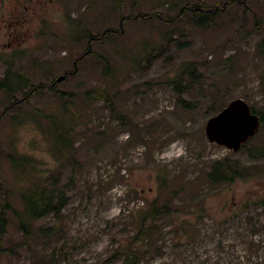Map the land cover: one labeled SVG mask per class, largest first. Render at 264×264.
<instances>
[{"label":"rangeland","instance_id":"374dc122","mask_svg":"<svg viewBox=\"0 0 264 264\" xmlns=\"http://www.w3.org/2000/svg\"><path fill=\"white\" fill-rule=\"evenodd\" d=\"M240 1L0 0L1 184L20 209L6 156H25L68 198L0 264H264V0ZM187 3L216 9L201 25ZM28 84L42 88L22 102ZM99 87L111 108L84 99ZM237 98L263 123L233 153L204 127ZM225 157L250 179L209 182ZM2 242H23L11 216Z\"/></svg>","mask_w":264,"mask_h":264},{"label":"trees","instance_id":"16d2710c","mask_svg":"<svg viewBox=\"0 0 264 264\" xmlns=\"http://www.w3.org/2000/svg\"><path fill=\"white\" fill-rule=\"evenodd\" d=\"M230 2L241 1L230 0ZM214 9L216 8L203 7L200 3H187L179 9V17L186 13H192L196 16L194 17L193 21H196L198 24L202 25L207 15H213L212 12ZM162 20H165V18H162ZM110 33L111 31H106V34ZM106 34L104 33L103 36ZM87 53H89V51H87L86 54ZM7 80L8 74L6 78L2 82H0V89L5 91L9 90L8 85L10 84ZM28 85L29 89L22 95V102H26L28 100V97L33 96L37 93L39 89L42 88L41 85ZM52 86L53 84L50 87ZM50 90L55 92L61 98L62 96H64L62 92L53 90V88H51ZM83 97L87 102H103L107 106H109V108H111L110 96L104 88L99 87L92 90H88L83 94ZM16 104L17 102L14 101V104H12L11 106H16ZM219 107L218 112L224 106L220 105ZM48 119L50 120V124L53 127V134L55 136L56 141L59 145L62 144L64 139H66V136H68L70 128H68L67 125L64 128V119L61 120L62 123L54 117ZM259 119L260 124H262V117H259ZM246 144L247 142L242 145L241 148H244ZM0 154L2 155V153ZM6 158L9 160L13 169H16L19 172L21 178V184L18 189L20 209H16L11 206L10 193L3 188L0 181V194L2 196V203L0 207V256H11L17 254L18 250L22 248L24 244H26V240L32 237L33 223L48 215L58 216L61 211L66 207V204L68 202V198L62 189H55L53 187H46L44 185V180H42L43 176L39 172L34 170L36 169V167L33 163H31L30 158L25 156L16 157L11 154L9 156H6ZM246 169L247 168L241 167L238 164H235L234 162L230 161L229 157H225L222 160L212 162L210 171L207 175V179L214 185H232L236 182L247 181L250 179L251 176L249 172L246 171ZM155 209V204H152L151 210L148 215L149 217L146 218L147 221L154 219L155 216L158 214L155 213L157 212ZM10 216L14 219L17 229L21 232L23 236V242L13 243L8 246H4L2 239L6 234ZM146 223V220H143L136 233L137 238H141L140 242H144L146 239L148 240L151 236V233H153L152 228L147 227ZM132 249L133 248L131 247L126 252V254H124V256L134 257L137 253V250Z\"/></svg>","mask_w":264,"mask_h":264},{"label":"water","instance_id":"95a60500","mask_svg":"<svg viewBox=\"0 0 264 264\" xmlns=\"http://www.w3.org/2000/svg\"><path fill=\"white\" fill-rule=\"evenodd\" d=\"M62 80L60 77L56 82ZM259 127V116L243 99L237 98L207 120L204 134L209 143L236 153L257 134Z\"/></svg>","mask_w":264,"mask_h":264}]
</instances>
